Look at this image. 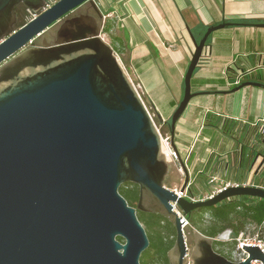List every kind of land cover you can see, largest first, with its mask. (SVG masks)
<instances>
[{"label": "water", "instance_id": "obj_1", "mask_svg": "<svg viewBox=\"0 0 264 264\" xmlns=\"http://www.w3.org/2000/svg\"><path fill=\"white\" fill-rule=\"evenodd\" d=\"M85 3L99 23L91 14L64 19L52 43L19 53ZM18 4L34 15L14 29ZM102 20L94 0L49 6L45 0H0V76L14 67L0 77V264H139L149 241L136 209L118 192L126 182L139 187L138 208L147 191L173 218L176 264L188 254L183 227L189 212L233 196L264 199L257 185H230L199 200L183 195L189 177L174 143L175 123L194 96L190 80L208 36L230 23L209 26L194 40L183 96L169 121V142L184 175L180 188L171 189L163 183L160 132L100 37ZM249 84L259 85L246 81L232 90ZM212 242L198 238L191 264H264L259 244L242 243L244 259L231 261Z\"/></svg>", "mask_w": 264, "mask_h": 264}, {"label": "crops", "instance_id": "obj_2", "mask_svg": "<svg viewBox=\"0 0 264 264\" xmlns=\"http://www.w3.org/2000/svg\"><path fill=\"white\" fill-rule=\"evenodd\" d=\"M95 2L103 14L100 37L160 115V125L182 99L194 40L209 26L230 23L206 40L190 80L194 96L175 123L173 139L191 183L264 185V26L258 25L264 24V0ZM246 81L259 85L232 90ZM224 122L229 132L222 130Z\"/></svg>", "mask_w": 264, "mask_h": 264}, {"label": "trees", "instance_id": "obj_3", "mask_svg": "<svg viewBox=\"0 0 264 264\" xmlns=\"http://www.w3.org/2000/svg\"><path fill=\"white\" fill-rule=\"evenodd\" d=\"M45 2L50 1L45 0ZM108 29L109 25H105L104 31ZM164 126L166 128L161 129L162 134L169 132V122H166ZM222 130L229 132L225 122ZM259 137H264V128L260 129ZM194 185L195 183H191L187 189L190 194L195 190ZM258 186L264 187L263 184ZM118 192L129 206L136 209V216L149 241L148 247L140 255L139 264H169L168 252L175 246L176 236L173 221L167 215L157 211L144 207L138 208L140 194L138 185L131 182L123 183ZM205 213L208 219L204 222L202 216ZM185 219L187 224L196 228L204 236L212 238L213 249L220 254V251L215 248L216 245L223 244L216 239L220 233L228 231L232 235L231 241L227 242L231 245L235 243L239 234L245 233L248 225L252 224L259 228L264 225V199L249 195L233 196L213 206L194 209L185 216ZM117 239L121 238L117 237ZM223 256L230 260L226 255Z\"/></svg>", "mask_w": 264, "mask_h": 264}, {"label": "rangeland", "instance_id": "obj_4", "mask_svg": "<svg viewBox=\"0 0 264 264\" xmlns=\"http://www.w3.org/2000/svg\"><path fill=\"white\" fill-rule=\"evenodd\" d=\"M47 6H49V4H47ZM87 9L93 11L92 7L88 3H85V4L77 7L72 12L68 13L62 20L53 24L43 34H41L35 40H33L32 43L28 44L26 47H24L22 50H20L19 53L27 50L28 48H34V47L41 46L42 42H44V41L52 43L54 41V34H55L57 28L59 27V24L64 19L70 18L71 16H75L79 13H83ZM14 12H15V16H16V21L13 24L14 29H16L20 25L24 24L25 22H27L34 15V14L30 13L29 11H27L26 7L23 4L17 5L14 8ZM119 59H120V57H119ZM120 64L123 67V63H122L121 59H120ZM123 69H124V67H123ZM124 71H125V69H124ZM132 84L134 85V87L138 91L139 96H140L146 110L148 111L149 115L151 116L152 120L154 121L157 129L159 130L160 135L162 137H164L165 135H169V132H167V131L164 134L161 133V129L166 128L164 126L165 124L164 125L159 124L158 117L153 112L150 105L144 99V96L142 95L140 89L136 86L135 83L132 82ZM167 122H169V121H167ZM169 148L172 151V155H170V157L166 161L167 173L164 177L163 183L165 186H167L171 189H179L180 186L182 185L183 181H184V175H183V172H182L181 167L179 165V161L174 155V152H173V149L170 145V142H169ZM179 154H180V159L183 161L184 165L186 166L184 156L182 155V153L180 151H179ZM186 169L188 171V177H189L188 187H189V185L191 184V179H190L191 175H190V171H189L187 166H186ZM219 186H220V184H217L214 186L212 184H208V183H205L203 181H198L194 185L195 190H194V192H192V194H190L188 190H186L184 193H186L187 199L199 200V199H204L207 195L210 194L212 189L219 187ZM142 206L144 208L154 210V211H157L159 213L166 215V212L163 209V207L148 192L143 193ZM169 219L171 221H173L172 217H169ZM202 219L205 222L208 219V215L206 213L203 214ZM183 230H184V237H185V241H186V246L188 248L187 259L189 260L191 252L196 253V242H197L198 238L201 236H204V235L202 233H200L196 228L192 227L190 224H186L183 227ZM260 237H261V239H259ZM216 239L222 241V243H223L222 245H216V247H215L218 251H220V254L226 255L228 258H230L231 261H240L245 257V254L243 253V251L240 248V245L242 243L259 244L264 249V225L261 228L256 227L255 225H252V224L248 225L245 233L239 234L235 239V243H232L231 245L227 244V242L231 241V239H232V235L228 231L220 233L216 237ZM168 254H169L168 255L169 261L173 262V264H176V258H177L176 247L174 246L172 248L171 252H168ZM189 262L191 263L190 260H189ZM252 264H261V263L258 261L257 262L254 261V262H252Z\"/></svg>", "mask_w": 264, "mask_h": 264}, {"label": "built area", "instance_id": "obj_5", "mask_svg": "<svg viewBox=\"0 0 264 264\" xmlns=\"http://www.w3.org/2000/svg\"><path fill=\"white\" fill-rule=\"evenodd\" d=\"M49 1H50V2L47 3V4L51 5V4H53L54 2H56L57 0H49ZM94 1H96V0H94ZM114 53H115V52H114ZM115 55H116V57L118 58V60H119V62H120V59H119L118 54L115 53ZM239 81H240V77H237V79L234 81V84H238ZM158 131H159V130H158ZM162 143H165V145H168V146H169V135H165L164 137L161 136V144H162ZM230 185H240V184H237V183H235V184H230V183L222 184V185H220L219 187H216L215 189H213V190L210 192V194L207 195L205 198H208V197L212 196L213 194L217 193V192H218L219 190H221L222 188L227 187V186H230ZM242 185H244V184H242ZM183 195L186 197V193H184ZM205 198H204V199H205ZM192 200H193V199H192ZM183 219H184V218H183ZM185 222H186V224H187V220H186ZM251 244H253V243H251ZM241 245H242V244H241ZM241 245H240V247H241ZM243 259H244V258H243ZM183 264H191V263L189 262V260L187 259V256L184 258V262H183Z\"/></svg>", "mask_w": 264, "mask_h": 264}, {"label": "flooded vegetation", "instance_id": "obj_6", "mask_svg": "<svg viewBox=\"0 0 264 264\" xmlns=\"http://www.w3.org/2000/svg\"><path fill=\"white\" fill-rule=\"evenodd\" d=\"M18 5H19V4H18ZM16 6H17V5H16ZM16 6H15V7H16ZM81 14H91L92 16H94L95 19H98V18H97V15H96V13H95L94 10L92 11V10L87 9L85 12H83V13H79V14H77V15H75V16H79V15H81ZM75 16H71L70 18L75 17ZM57 29H58V28H57ZM56 32H57V30H56ZM56 32H55V34H54V39H55L56 36H57ZM13 68H14V67L10 66V67H6L5 69H3V71H2L0 77H2L3 79H4L5 77H8V76L11 74V72L14 70ZM144 192H147V191H144ZM144 192H143V193H144ZM148 193H149V192H148ZM170 263L173 264V262H169V264H170ZM192 264H194L193 261H192Z\"/></svg>", "mask_w": 264, "mask_h": 264}, {"label": "bare ground", "instance_id": "obj_7", "mask_svg": "<svg viewBox=\"0 0 264 264\" xmlns=\"http://www.w3.org/2000/svg\"><path fill=\"white\" fill-rule=\"evenodd\" d=\"M161 153L165 161H167L170 155H172V151L170 150L168 145H165V143L161 144Z\"/></svg>", "mask_w": 264, "mask_h": 264}]
</instances>
